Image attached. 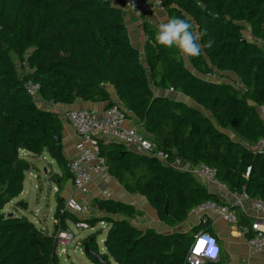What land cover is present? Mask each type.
Segmentation results:
<instances>
[{"label":"trees","instance_id":"trees-1","mask_svg":"<svg viewBox=\"0 0 264 264\" xmlns=\"http://www.w3.org/2000/svg\"><path fill=\"white\" fill-rule=\"evenodd\" d=\"M168 19L190 20L201 33L197 57L155 42L158 28L144 22L143 50L132 42L122 0H0V264H63L55 234L68 221L106 222L80 243L88 258L107 264H190L188 254L199 229L160 232L141 229L135 205L95 198L94 219H79L61 196L72 180L64 154L65 124L53 108L41 107L27 90L40 85V100L52 105L119 103L160 151L216 169L231 192L264 200V0H163ZM206 30V34L205 33ZM249 30L251 39L244 32ZM246 39V40H244ZM29 67V70H27ZM23 72H25L23 74ZM216 78V79H215ZM152 85L193 101L156 95ZM213 119L216 121L214 122ZM236 135L237 137H233ZM107 172L129 193L147 198L160 220L175 227L190 211L219 197L191 172L157 157L138 154L120 142L100 140ZM32 158L45 152L57 163L59 189L55 233L27 216L4 211L24 190ZM89 223V224H90ZM206 264H217L207 262ZM222 264V263H218Z\"/></svg>","mask_w":264,"mask_h":264},{"label":"built area","instance_id":"built-area-1","mask_svg":"<svg viewBox=\"0 0 264 264\" xmlns=\"http://www.w3.org/2000/svg\"><path fill=\"white\" fill-rule=\"evenodd\" d=\"M122 1L124 7L141 21H153L160 14H166L167 11L163 0ZM26 86L29 94L41 107L53 108L54 105L51 102L40 100V85L38 83L28 81ZM61 116L66 123H70L74 127L81 138L76 156L68 162L74 189L80 195L90 194L91 184L95 177L106 171V160L100 155V140L120 142L138 154L157 157L173 168L193 173L205 185L218 182L215 168L203 163L195 165L180 157L169 160L170 155L160 151L139 125L126 126L127 112L119 102L109 106L103 116H97L81 108L68 109ZM253 148H264V139ZM235 206L243 208L244 211L251 210L253 212V221L239 226L240 235L244 237L250 247L264 257V200L252 198L243 192L234 203ZM234 207L214 200H207L192 209L189 217H199V224H208L209 215H214L230 225H239L240 218ZM67 208L76 214L88 212V205L73 196L67 198ZM74 224L78 230L93 229L86 220H80ZM75 237L76 233L70 227L59 230L55 235L57 248L60 245L67 246L73 243ZM201 241L204 242L203 245L200 244ZM210 250H215V256L211 255ZM220 256L221 248L218 238L208 231H197L188 254V262L190 264H206L219 260Z\"/></svg>","mask_w":264,"mask_h":264},{"label":"crops","instance_id":"crops-1","mask_svg":"<svg viewBox=\"0 0 264 264\" xmlns=\"http://www.w3.org/2000/svg\"><path fill=\"white\" fill-rule=\"evenodd\" d=\"M125 8V7H124ZM126 23L130 32V36L132 39V42L136 44L140 49L143 50L145 41H146V32L144 30V22L146 21H141L137 18H135L131 12H129L126 8ZM169 20L166 16V14H160L157 16V18L153 21H149L154 23L156 26H158L160 23L167 22ZM248 39H251V37H248ZM110 96L113 101L119 102L118 96L116 94V91L114 87L111 85L107 86ZM154 94L156 95H165L169 97H175L177 99H180L188 104H193V101L190 100L188 97L184 96L183 94L180 93H174L169 90H163L160 88H157L155 86L152 87ZM71 108H81L85 109L91 113L96 114L97 116H103L108 108L106 102H86L83 100H77L74 104L71 105H56L53 106V109L60 113V116L63 112L67 111L68 109ZM62 118V116H61ZM64 121V120H63ZM214 121V119H213ZM215 122V121H214ZM65 128H64V137H63V147H64V154L66 158L68 159V162L74 158L78 152L79 146L81 144V138L80 136L76 133L74 127L70 123H66L64 121ZM138 125L137 121L133 117L132 114H129L128 120L126 122V126H131V125ZM233 133H231L232 135ZM233 137H237L236 135L233 134ZM24 155L30 159L35 168L28 171L26 173V177L28 176L30 179V192H35L34 189L36 190V200L35 202H38V208L37 212L40 214V212L43 211L44 208H46L47 204V199L45 197L44 201L40 200L41 193H43L44 188L42 186L44 185L41 183L40 186V166L38 165V161H40L41 157L50 158L51 161H49L50 164L54 161L47 152H45L42 156L37 157V158H32V155L29 154L28 152H25ZM55 162V161H54ZM57 164V163H56ZM36 171V172H34ZM45 174H48V170H44ZM54 175L56 177L52 180V184L56 186L55 196H56V208H57V192L59 189V183L57 182L56 178L57 175H61V170L58 166V171H54ZM26 179V178H25ZM33 180H36V185H34L33 189ZM204 184V183H203ZM205 185V184H204ZM206 188L212 192L218 195L219 197V203L222 204H227L230 205L231 207H234V203L237 201L239 198L240 194L239 193H234L231 192L229 189H227L226 186L222 185L220 182L216 183H211L208 185H205ZM42 189V190H41ZM49 189V188H48ZM101 190H103V194H100ZM94 191V192H93ZM93 192V193H92ZM114 192V193H113ZM25 193V181H24V190L22 193L17 197L20 198L21 196H24ZM61 196L65 198V201L67 203V198L73 196L76 199H78L80 202H83L82 200H85L86 197L92 196L93 198H100V199H116L120 200L132 205H135L136 208L143 210L142 207L139 208L140 205L138 203H141V205H145L146 207V212L138 215L134 223L138 225L141 229H147V228H155L160 232L164 233H170L172 231H180V232H185L193 227H198L199 230H205L208 231L209 233L213 234L218 238L219 245L221 248V256L219 260L213 261L215 263H222V264H264V257L260 254H258L252 247L249 246L247 241L244 239L243 236L240 235V225L241 224H249L253 221L254 219V214L251 210L244 211L243 208L235 206L234 208L237 210L240 221L239 225H230L226 223L224 220L221 218H218L214 215H209L208 217V224H199V217L192 216L189 217L188 220L184 223H180L175 227H171L164 222H162L156 212V210L151 206L149 201L147 200L146 197L138 194V193H129L127 192L119 183L117 179H115L113 176H111L107 170L101 173L100 175L96 176L94 181L91 184V192L88 195H80L77 193L74 189L73 182L70 180L63 188V191L61 193ZM13 199L11 202L6 204L4 211L6 213H13V215H24L27 216L26 212L32 211L30 210V202L28 198L23 197L22 199L16 201L15 205L12 207V209H8V205L12 202H15L17 199ZM26 199V200H25ZM137 199V201H135ZM145 200V201H143ZM41 204V205H40ZM49 207V204L48 206ZM16 208V209H15ZM56 208L53 214V224L54 228L49 229L47 226L46 218L44 217V213L42 212L41 215L35 214L37 217V221L33 222L29 217V219L38 227L45 229L49 232V234L55 233V227H56V219H55V212ZM15 209V211H14ZM72 211V210H71ZM144 211V210H143ZM73 212V211H72ZM75 213V212H73ZM76 214V213H75ZM77 215V214H76ZM150 215L151 220H147ZM136 219H139V222H136ZM38 222V223H36ZM40 222H42L44 225L40 226ZM68 228L70 227V223L72 221H68ZM74 223V222H73ZM58 233V232H57ZM56 235V234H55ZM104 235V234H101ZM87 235L84 236H79V238L76 241L77 245H81L80 240H83ZM105 236L103 237V242L105 241ZM75 244V245H76ZM76 245V246H77ZM105 248V245H104ZM105 250V249H104ZM103 250V251H104ZM105 252V251H104ZM61 258V257H60ZM62 262V259H61ZM63 263V262H62Z\"/></svg>","mask_w":264,"mask_h":264},{"label":"rangeland","instance_id":"rangeland-1","mask_svg":"<svg viewBox=\"0 0 264 264\" xmlns=\"http://www.w3.org/2000/svg\"><path fill=\"white\" fill-rule=\"evenodd\" d=\"M244 35L247 38L251 37V34H250L249 30L245 31ZM261 45L264 46L263 43H261ZM27 70H29V67H27ZM24 73L25 72H23V74ZM152 87H153V85H152ZM49 161H51L50 158H46L45 159L44 157H41L40 161H38V165L40 166V186H41V183H43L44 185L42 186V188H44V190H45V191H43V193L40 194L41 195V197H40L41 203H42V201H44L45 197L47 199L46 208H44L42 212L44 213V217L46 218L47 226L51 230V229L54 228L53 214H54V211H55V208H56V203H55L56 202V196H55V192H54V190H56V186L54 184H52V180L56 177V175H54V171H58V165L54 161L52 162V164H50ZM45 169L48 170V174L47 175L45 174V171H44ZM34 172H36V171H34ZM30 183H31L30 179L27 176L26 179H25V193H24V196H21L20 198H17L15 200V202L10 203L8 205V209H12V207L15 205L16 201L22 199L23 197L28 198V199L30 198L29 199V202H30L29 209L33 210V212L32 211H28V212H26V214L28 215V217L33 222H35V221L38 220L35 214H39L37 212L38 202H35V200H36V193H35L36 190L34 189V185H36L35 184L36 180H33V189L35 191L34 193L30 192L31 191L30 190ZM100 192H101L100 194H103L104 191L101 190ZM103 195H106V194H103ZM94 199L95 198L92 199V196H88V197L85 198V200H82L83 202H85V204L88 205V212L84 213V214H78L77 213L76 216H78L79 219H87V220L89 219V220H91V219H94V217H96L97 215H99L97 210L94 209V207L92 206V203H93ZM135 201H137V199H135ZM143 201H145V200H143ZM48 204H49V207H47ZM138 205H140L139 208L142 207L143 210H144L143 211L140 208V214H142L143 212L145 213L147 211L145 205H143V204L141 205V203H138ZM15 209H14V211H15ZM42 212H40L39 215H41ZM147 220H151L150 219V215H149ZM136 222H139V219H136ZM36 223H38V222H36ZM41 225H44V224L42 222H40V226ZM69 225H70V229L73 230L76 233V237H75V240L73 241V243H70L67 246L60 245L58 247V251H59V254H60V257L62 259L63 264H96V263H93V261L88 258L87 254L84 252L82 246L81 245H77L76 241L79 238V236L89 235L92 232L102 231V234L105 235L107 230H108L109 225L106 222L100 221V222H96V224L93 227V229H81V230H78L75 227V224L73 222L70 223ZM90 225H91V223H90ZM104 235L100 234L97 237V242H98V245H99L100 250L102 252L105 251L104 250L105 249L104 248L105 244L103 242ZM111 261H112L113 264H115V262L113 260H111Z\"/></svg>","mask_w":264,"mask_h":264},{"label":"clouds","instance_id":"clouds-1","mask_svg":"<svg viewBox=\"0 0 264 264\" xmlns=\"http://www.w3.org/2000/svg\"><path fill=\"white\" fill-rule=\"evenodd\" d=\"M206 34V30L205 33ZM155 42L166 48H175L183 57H197L201 55L203 47H211L212 40L202 47L201 33L188 19L172 17L167 22L160 23L155 32ZM215 256V250H210Z\"/></svg>","mask_w":264,"mask_h":264},{"label":"water","instance_id":"water-1","mask_svg":"<svg viewBox=\"0 0 264 264\" xmlns=\"http://www.w3.org/2000/svg\"><path fill=\"white\" fill-rule=\"evenodd\" d=\"M244 40H246V39H244ZM9 215L12 216L13 213H9ZM84 252H85V253H86V252L94 253L93 250H90V249L88 248V245H87V244H86L85 247H84ZM95 257H96V259H97L99 262H101L102 264H107L105 258H104L101 254H97V253H95Z\"/></svg>","mask_w":264,"mask_h":264},{"label":"snow or ice","instance_id":"snow-or-ice-1","mask_svg":"<svg viewBox=\"0 0 264 264\" xmlns=\"http://www.w3.org/2000/svg\"><path fill=\"white\" fill-rule=\"evenodd\" d=\"M200 244H201V245H203V244H204V242H203V241H201V242H200Z\"/></svg>","mask_w":264,"mask_h":264}]
</instances>
